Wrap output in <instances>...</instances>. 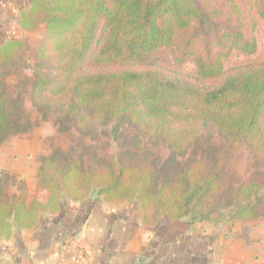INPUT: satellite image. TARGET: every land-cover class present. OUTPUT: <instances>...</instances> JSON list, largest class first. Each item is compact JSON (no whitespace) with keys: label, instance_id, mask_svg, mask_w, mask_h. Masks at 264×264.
I'll return each mask as SVG.
<instances>
[{"label":"trees","instance_id":"trees-1","mask_svg":"<svg viewBox=\"0 0 264 264\" xmlns=\"http://www.w3.org/2000/svg\"><path fill=\"white\" fill-rule=\"evenodd\" d=\"M29 10L46 25L31 91L39 111L80 132L132 126L137 147L161 146L173 158H186L216 137L225 141L213 156L176 162L164 173L140 156L121 162L53 158L49 165L63 175L67 197L82 204L153 205L164 220H188V227L220 215L212 207L226 187L227 156L245 144L264 159V62L254 60L264 0H30ZM33 21L23 18L22 25ZM20 47L15 40L0 44V71ZM189 65L193 71L183 70ZM12 126L0 80V145ZM48 179L45 188L56 200L58 188ZM49 209L0 202V231L30 229ZM247 212L237 208L233 216L258 215Z\"/></svg>","mask_w":264,"mask_h":264},{"label":"rangeland","instance_id":"rangeland-1","mask_svg":"<svg viewBox=\"0 0 264 264\" xmlns=\"http://www.w3.org/2000/svg\"><path fill=\"white\" fill-rule=\"evenodd\" d=\"M29 5L30 0H0V44L10 40L21 44L13 62L0 71V80L5 84L13 114L12 129L0 145L2 205L7 208L31 207L41 203L48 205L50 209L39 219L54 218L62 210L72 215L81 206L91 205L93 202L82 204L67 197L63 175L54 172L49 165L53 158H60L61 161L103 158L105 161L121 162L140 156L141 160L153 162L164 173L171 170L176 162L183 164L194 156L201 158L204 154L213 156L222 149L225 141L216 137L212 142H204L202 149L191 153L193 156L173 158L161 146L151 144L137 147L135 144L139 133L132 126L121 127L117 133L111 126L101 127L98 131L80 132L56 114L39 111L32 102L31 91L35 79L36 53L44 42L46 25L40 17L34 18ZM23 18L34 21L24 26ZM257 18L259 48L254 60L264 62V21L259 16ZM166 61L172 64L170 56ZM239 61L234 60L236 63ZM183 70L191 72L194 66L189 65ZM224 164L226 187L223 188L221 201L212 207L220 215H212L208 223L187 227L188 220H185L179 225H170L153 205L144 208L134 202H108L103 205L121 211L137 206L144 227L153 230L157 225L164 224L166 231L179 232L175 239L194 241L195 246L191 248L195 250L201 240L203 244L210 245L211 249L206 252L215 259V264H222L225 258L229 264H264V159L241 144L227 156ZM48 178L54 180L58 188L56 200L45 188L52 184ZM96 198L94 194L92 201ZM58 205L61 210L53 212L52 208ZM237 208L247 210V214L252 210L258 215L256 218L238 220L233 216ZM219 219H222L220 224ZM204 238L208 241L205 242Z\"/></svg>","mask_w":264,"mask_h":264},{"label":"crops","instance_id":"crops-1","mask_svg":"<svg viewBox=\"0 0 264 264\" xmlns=\"http://www.w3.org/2000/svg\"><path fill=\"white\" fill-rule=\"evenodd\" d=\"M110 208L91 203L72 215L62 210L54 218H41L28 230L13 227L7 235L0 231V264L216 263L206 252L210 245L201 240L195 250L194 241L175 239L179 232L166 231L164 224L153 230L144 227L137 206ZM80 244L88 250L85 258L78 254Z\"/></svg>","mask_w":264,"mask_h":264},{"label":"built area","instance_id":"built-area-1","mask_svg":"<svg viewBox=\"0 0 264 264\" xmlns=\"http://www.w3.org/2000/svg\"><path fill=\"white\" fill-rule=\"evenodd\" d=\"M78 254L82 257H87L88 255V250L86 249V247L83 244H80L78 246Z\"/></svg>","mask_w":264,"mask_h":264}]
</instances>
